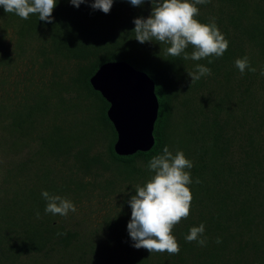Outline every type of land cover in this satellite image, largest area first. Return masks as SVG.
<instances>
[{
    "label": "trees",
    "instance_id": "trees-1",
    "mask_svg": "<svg viewBox=\"0 0 264 264\" xmlns=\"http://www.w3.org/2000/svg\"><path fill=\"white\" fill-rule=\"evenodd\" d=\"M91 3L57 0L50 23L0 6V264H264V0L196 5V18H214L229 42L199 61L135 39L150 0H114L107 14ZM245 56L255 72L235 67ZM117 61L155 82L149 150L116 151L109 102L91 83ZM197 64L211 75L191 85ZM165 146L193 162L190 214L173 228L177 255L135 248L127 229L128 201ZM44 190L82 207L46 213ZM200 224L204 246L185 240Z\"/></svg>",
    "mask_w": 264,
    "mask_h": 264
},
{
    "label": "clouds",
    "instance_id": "clouds-1",
    "mask_svg": "<svg viewBox=\"0 0 264 264\" xmlns=\"http://www.w3.org/2000/svg\"><path fill=\"white\" fill-rule=\"evenodd\" d=\"M69 2L79 7L87 0ZM129 2L133 6H140L146 0ZM208 2L210 0H150L152 5L150 15L146 18L137 17L133 21L135 27L132 31L135 33V39L141 44L154 41L160 45H168L164 49L166 55L182 56L184 60L199 61L210 56H222L229 42L217 27L215 19L211 18V22L205 24L196 18L199 15V8L196 5ZM56 3L57 0H0V6H3L5 12L14 13L25 20L35 14L39 20L46 23L52 22ZM113 3L114 0H92L91 7L107 14ZM190 46L193 51L189 54L186 49ZM209 63L212 61L209 60ZM235 67L242 74L246 69L256 71V68L250 66L247 56L237 58ZM261 74L264 75V72ZM188 75L192 85L202 76L211 75V69L197 64L196 70L188 72ZM192 167L193 162L183 151L177 150L173 153L168 146L150 159L147 168L152 175L142 186H135V194L128 201L131 219L127 229L135 248H144L150 253L179 254L180 246L173 235V228L190 214L193 195L189 185L193 181L188 170ZM41 195L47 202L46 213L67 216L70 211H77L75 204L66 197L47 190L42 191ZM204 232V224L192 226L185 240L195 241L204 246L206 244V240L202 238ZM217 242L219 243V240ZM114 251L117 256L120 255L115 249Z\"/></svg>",
    "mask_w": 264,
    "mask_h": 264
},
{
    "label": "water",
    "instance_id": "water-1",
    "mask_svg": "<svg viewBox=\"0 0 264 264\" xmlns=\"http://www.w3.org/2000/svg\"><path fill=\"white\" fill-rule=\"evenodd\" d=\"M93 87L109 102L107 114L117 131L115 149L121 154L149 150L159 101L155 82L130 64L108 62L91 77Z\"/></svg>",
    "mask_w": 264,
    "mask_h": 264
},
{
    "label": "rangeland",
    "instance_id": "rangeland-1",
    "mask_svg": "<svg viewBox=\"0 0 264 264\" xmlns=\"http://www.w3.org/2000/svg\"><path fill=\"white\" fill-rule=\"evenodd\" d=\"M101 205H102V203L99 204L100 207H101ZM75 206H76V209L82 207V205L80 203H76ZM99 209L100 208H97L96 211L92 213L93 217H97L98 215L101 214L98 212Z\"/></svg>",
    "mask_w": 264,
    "mask_h": 264
}]
</instances>
